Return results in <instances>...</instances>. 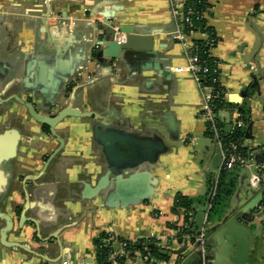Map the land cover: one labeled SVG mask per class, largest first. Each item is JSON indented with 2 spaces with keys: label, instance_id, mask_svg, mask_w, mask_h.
Masks as SVG:
<instances>
[{
  "label": "crops",
  "instance_id": "crops-1",
  "mask_svg": "<svg viewBox=\"0 0 264 264\" xmlns=\"http://www.w3.org/2000/svg\"><path fill=\"white\" fill-rule=\"evenodd\" d=\"M209 3L208 23L219 37L212 52L220 60L226 99L250 106L244 144L257 153L259 163L264 151L258 150L264 146V0ZM106 18L116 29L131 30L119 36L126 41L130 35L135 49L118 60L97 57L104 48ZM175 28L169 0H0V214L12 221L3 238L6 221L0 215V264H21L31 253L40 256L32 264H99L95 241L103 234L113 240V259L124 253L118 238L181 246L171 227L184 224L183 215L172 211L176 194L204 206L214 193L209 194L208 178L220 172L211 167L215 143L205 135L202 94L184 69L187 56L171 36ZM29 106L46 116L67 106L95 116L69 115L60 121L55 126L63 140L60 153L43 165L42 157L59 143ZM232 112L221 114L227 125ZM98 121L164 139L169 150L149 167L157 179L150 199L119 208L104 206L102 192L87 197L108 165L93 136ZM230 170L235 189L225 213L209 221V211L204 230H211L208 241L223 229L232 253L221 254L218 237L211 259L264 264V204L248 210L261 192L250 183L251 168ZM230 233L244 239L246 254L238 256ZM196 242L188 237L183 245L195 247ZM126 264L180 261L136 251Z\"/></svg>",
  "mask_w": 264,
  "mask_h": 264
},
{
  "label": "water",
  "instance_id": "water-1",
  "mask_svg": "<svg viewBox=\"0 0 264 264\" xmlns=\"http://www.w3.org/2000/svg\"><path fill=\"white\" fill-rule=\"evenodd\" d=\"M103 33L105 34L104 41H102L103 49L99 50L97 57L110 58L118 60L120 56H126L127 51H132V38L128 36L126 41H123L119 33H129L131 30L128 27L114 28L112 21L109 18L103 19L102 25ZM148 50V48H147ZM30 112L34 119L41 124L49 126L51 133L58 141L63 143V140L57 135L55 126L69 115L77 116H95L94 113H81L77 108L67 106L58 112L55 116H46L37 113L33 107L29 106ZM230 122L226 127L227 132L231 127ZM94 140L102 145L103 152L107 160V169L99 179L96 186L87 194V197L97 195L98 193L104 194V206L106 207H119L124 208L130 204L142 203L150 199L156 189L157 179L152 175L149 167L158 162L160 155L169 150L161 135L153 134L151 136H143L138 132H130L124 129L115 127L112 124H105L100 121L96 122L93 126ZM264 154V151H263ZM262 160V157L259 158ZM222 163L221 147L215 142V151L212 157L211 167L218 174ZM212 195L208 202L204 205L194 204L193 208H198V211L193 214L194 224L202 230L206 224V219L211 208ZM263 203V196L260 193L259 198L255 203L248 207L249 212L257 209V205ZM264 206L262 207V213ZM243 214V213H242ZM241 213L237 218L242 216ZM2 215V214H0ZM6 221L5 227L1 229V236L6 238L7 234L12 229V221L8 215H2ZM1 217V216H0ZM25 220V218H22ZM250 221V220H249ZM35 226L36 222L32 221ZM231 228L236 229L234 223H231ZM224 230H220L217 236H213L206 242V253H203L199 248L198 242L195 247L183 245L184 240L179 238L177 242L181 244L178 248L167 247L160 250V253L168 256L169 258L177 256L180 264H226L221 258L211 259L210 249H214L216 239H220L221 254L231 255L230 245L224 239ZM231 241L238 243L237 254L240 257L247 253L245 248L244 239H237L234 233L228 234ZM138 247H153V243H140ZM32 258L40 257L36 253H31ZM22 261L21 264H32L33 260ZM234 262L228 264H236L242 262L238 257L233 259ZM236 262V263H235Z\"/></svg>",
  "mask_w": 264,
  "mask_h": 264
},
{
  "label": "trees",
  "instance_id": "trees-1",
  "mask_svg": "<svg viewBox=\"0 0 264 264\" xmlns=\"http://www.w3.org/2000/svg\"><path fill=\"white\" fill-rule=\"evenodd\" d=\"M209 0H197V9L201 12L208 13L210 10ZM195 28L202 30L203 32L209 33V38H216V41H219V37L217 36L215 29L208 24L207 19L196 20ZM199 45V55L201 60L205 62L204 66L206 67V71L202 76L201 82L204 87H208L212 92L211 106L214 114L217 115L216 124L218 128V138L215 132L212 130V126L210 123L206 124V132L205 135L212 140L214 143L219 142L222 145L224 150H230L231 145H236V152L239 155L247 156L251 153H255L254 150H251L248 146L244 144L245 138L248 135V127L251 123V109L247 103L242 104H234L227 101L225 98L226 89L219 82V64L220 60L216 58L213 53L210 51L208 46V39L198 40ZM253 89L256 87L253 85ZM231 109H237L240 113V117L237 121L243 122V125L234 124V120L231 122L230 129L226 132L225 127L227 125L226 120L224 118L221 119V114L223 112H229ZM264 150V146L258 148ZM260 153V154H261ZM262 160L259 162L264 164V154H261ZM240 165H236L238 167ZM263 172L262 170L260 171ZM208 188L209 194L214 189V196L212 198L210 213H209V221L220 220L225 213V209L227 208V203L230 197L233 194L235 189V180L231 173V170L222 169L218 174L210 176L208 178ZM196 200L194 198L184 196L181 193L176 194L174 199V205L172 211L176 214H182L184 219V224L182 226H171L175 230H177V234L175 239L178 240L182 238L186 240V238H191L194 242L197 240V237L200 235L201 230L194 224L193 214L195 213V208L193 205ZM264 204V199H263ZM206 236L211 234V230H205ZM119 242L123 244L124 253L122 255H118L112 259L113 251V240L110 238V234H103L99 239L95 241L96 245V260L99 264H126L128 255L134 253L136 251L142 252L144 255L153 256L160 260H169V257L160 253V250L166 249L158 241H152L153 247H138L137 245L140 243H148L144 241L132 242L130 240L118 238Z\"/></svg>",
  "mask_w": 264,
  "mask_h": 264
},
{
  "label": "built area",
  "instance_id": "built-area-1",
  "mask_svg": "<svg viewBox=\"0 0 264 264\" xmlns=\"http://www.w3.org/2000/svg\"><path fill=\"white\" fill-rule=\"evenodd\" d=\"M169 2L171 14L176 25V28L171 33V36L175 41L182 45L186 53L187 64L184 69L192 75L202 94L203 102L200 107V114L206 121V124H211L212 130L215 132L218 138V128L216 124L217 115L213 113L211 106V99L213 95L211 89L204 87L201 82L202 76L206 71V67L204 66L205 62L201 60L199 55L198 40L208 39V46L211 52L216 47L218 42L216 41L215 37L209 38V33L195 28L194 23L196 20L207 19L208 21L207 13L201 12L197 9V0H169ZM218 68L220 70V64ZM219 82L222 84L221 72H219ZM232 114L234 116V124L243 125V122L237 121V119L240 117L239 111L237 109H233ZM218 144L221 147L222 155V163L219 172L222 169L230 170L236 165L251 168L252 175L250 178V183L254 188L260 190L264 199V179L260 174L261 170L264 171V164L260 162L258 163L254 153H251L247 156L239 155L236 152V145L234 144L231 145L230 150H224L220 141ZM213 196L214 193L212 194V197ZM206 241L207 236L203 228L200 235L197 237V242L199 244L198 246L203 253H206L207 251Z\"/></svg>",
  "mask_w": 264,
  "mask_h": 264
},
{
  "label": "flooded vegetation",
  "instance_id": "flooded-vegetation-1",
  "mask_svg": "<svg viewBox=\"0 0 264 264\" xmlns=\"http://www.w3.org/2000/svg\"><path fill=\"white\" fill-rule=\"evenodd\" d=\"M56 115V114H55ZM55 115H53V116H55ZM43 129H44V131L46 132V133H48V134H50V135H52L53 137H55L52 133H51V130H50V128H49V126H47V125H45V126H43ZM57 133V132H56ZM58 135V134H57ZM56 138V137H55ZM62 139V138H61ZM58 141V140H57ZM58 148L53 152V153H51V154H49V155H44L43 157H42V162L44 163L43 165H45V163L46 162H48L50 159H51V162L53 161V158H54V156L56 157L59 153H60V149H61V147H62V144L63 143H61L60 141H58ZM54 155V156H53ZM49 166V165H48ZM48 168V167H47Z\"/></svg>",
  "mask_w": 264,
  "mask_h": 264
}]
</instances>
